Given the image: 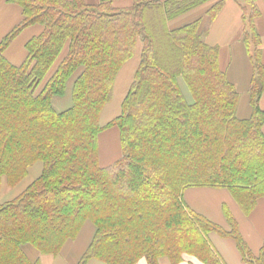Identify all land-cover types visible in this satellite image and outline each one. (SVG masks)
I'll return each mask as SVG.
<instances>
[{
	"label": "trees",
	"instance_id": "obj_1",
	"mask_svg": "<svg viewBox=\"0 0 264 264\" xmlns=\"http://www.w3.org/2000/svg\"><path fill=\"white\" fill-rule=\"evenodd\" d=\"M4 1L20 8L22 20L0 41V183L17 185L36 162L42 171L0 204V264H31L25 245L56 255L87 221L95 232L78 264H136L140 258L158 264L163 257L179 264L184 255L220 264L211 233L231 238L243 264H263L264 243L254 256L225 207L227 230L182 201L188 188H223L248 215L264 199V64L255 0H234L252 66L247 119L236 117L238 93L220 68L218 48L206 43L226 0H131L127 9L114 8V0ZM203 4H211L203 17L168 30V21ZM148 12L159 20L162 44ZM34 25L41 34L25 44L20 65L10 64L5 50ZM138 40L139 64L120 113L101 125L115 78ZM161 46L173 50L175 63L162 61ZM68 82L71 106L56 112L52 99L65 94ZM113 127L121 156L100 167L98 137Z\"/></svg>",
	"mask_w": 264,
	"mask_h": 264
},
{
	"label": "crops",
	"instance_id": "obj_2",
	"mask_svg": "<svg viewBox=\"0 0 264 264\" xmlns=\"http://www.w3.org/2000/svg\"><path fill=\"white\" fill-rule=\"evenodd\" d=\"M83 1L88 5H95L99 2V0ZM131 5V0L113 1V7L116 9H127L131 7ZM210 5L211 4H203L199 7V9L192 11L191 13H186L182 16L180 15L177 18L168 21V30L178 28L203 17ZM255 5L260 12L259 17L255 20V26L260 36L259 49L262 52V63L264 64V0H255ZM241 16L242 13L239 4L234 0H226L220 13L209 28L206 43L210 47L218 48L220 68L225 72L228 81L235 87L238 93L235 113L236 117L238 119H247L251 114L248 89L252 76V66L242 43L243 24ZM21 20V10L17 5L7 3L4 0H2V2L0 1V36H2L1 34H3V32L11 28L7 31L6 34H8L21 22ZM41 32L42 27L38 25L30 26L22 30L4 52V56L8 62L14 66L20 65L26 56L25 44L31 38L40 35ZM5 35L0 37V41ZM135 71L133 72V76ZM123 98L120 100L117 107L108 108L109 104H107L104 111L102 110L103 112H101V115L107 114L110 116L104 125L119 115L120 105ZM259 107L262 111H264V91L259 101ZM262 132L264 134V125L262 127ZM120 156L121 150L118 130L114 127L104 130L98 137V162L100 167L111 165L117 161ZM40 174L34 180H36ZM29 185H27V187ZM11 188L12 187H9L6 184L5 179L1 180L0 204L12 201L26 189L24 188L23 191H20L18 195L14 196L10 191ZM182 201L184 205L193 212L203 216L213 224L227 230L229 225L223 212V208L225 207L234 218L238 231L250 252L254 256H258L264 243V199H258L253 210L248 215H244L230 192L223 188H188L184 190L182 194ZM94 232V225L90 221H87L82 226L78 235L74 239L66 241L60 252L56 255L40 254L30 245L22 246V252L31 264H78L90 245ZM230 239L231 238H222L218 234L213 235L211 233L208 235V241L216 255L219 257L220 264H243L235 242ZM86 264L104 263L91 259L87 261ZM136 264H147V261L145 258H140ZM158 264L171 263L167 258L163 257L158 260ZM179 264L204 263L194 257L184 255Z\"/></svg>",
	"mask_w": 264,
	"mask_h": 264
},
{
	"label": "rangeland",
	"instance_id": "obj_3",
	"mask_svg": "<svg viewBox=\"0 0 264 264\" xmlns=\"http://www.w3.org/2000/svg\"><path fill=\"white\" fill-rule=\"evenodd\" d=\"M199 7L195 8L191 11H188L186 13L187 14L191 13L192 11L199 9ZM186 13H184V14H186ZM184 14H182V15H184ZM146 17H147V21L149 23V27H150L152 33L156 36L157 41L162 44V40H164V37H162L161 31H160V24H159V20L157 19V16L153 12H150V13L148 12ZM9 29H11V28H9ZM9 29L6 30L5 32H3V34H1V35L2 36L5 35L7 33V31H9ZM2 36H0V37H2ZM140 51H141V43L138 40V42L136 44L135 51L133 53V56L130 58V60H128L122 66V68L119 70V72L115 78L114 85H113V96H112V100L110 101V103L108 105L109 106L108 108L117 107L119 105L120 100L125 95V92L129 86L130 82L133 79V72L136 70V68L139 64ZM161 51H163L162 61L175 63L177 57L171 48H168V49L165 48L164 49L162 47ZM178 83H179V87H180V90H181L184 98L186 99V101L191 103L193 101L192 97H191L189 91L187 90L186 85L181 80V78L178 79ZM241 98H242V96H241ZM52 105H53L54 110H56V111H63V110H66L67 108H69L71 106V82H68L67 87H66V92L63 96L56 97V98L52 99ZM103 111H104V109H103ZM109 117L110 116H108L107 114L101 115V119H100L101 123L100 124L104 125V123L107 121V119ZM41 168H42V164L40 162H36L32 166H30L26 176L16 186H14L10 189L12 195L16 196V195H18V193L20 191H23V189L26 188L27 185H29L40 174ZM212 234L217 235L216 233H212Z\"/></svg>",
	"mask_w": 264,
	"mask_h": 264
}]
</instances>
